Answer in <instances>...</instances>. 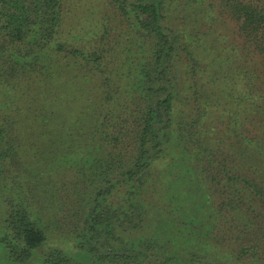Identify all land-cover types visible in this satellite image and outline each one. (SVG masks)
<instances>
[{
  "label": "trees",
  "instance_id": "obj_1",
  "mask_svg": "<svg viewBox=\"0 0 264 264\" xmlns=\"http://www.w3.org/2000/svg\"><path fill=\"white\" fill-rule=\"evenodd\" d=\"M75 2L0 0V264H264V0Z\"/></svg>",
  "mask_w": 264,
  "mask_h": 264
},
{
  "label": "rangeland",
  "instance_id": "obj_2",
  "mask_svg": "<svg viewBox=\"0 0 264 264\" xmlns=\"http://www.w3.org/2000/svg\"><path fill=\"white\" fill-rule=\"evenodd\" d=\"M77 2H75V13L76 14H83V13H85L84 11H85V8L81 11V13H78L79 12V10H77L78 8H80V7H83V6H85V7H87V6H89V5H91L90 3H94V0H76ZM85 25V24H84ZM76 31H78V30H76Z\"/></svg>",
  "mask_w": 264,
  "mask_h": 264
}]
</instances>
